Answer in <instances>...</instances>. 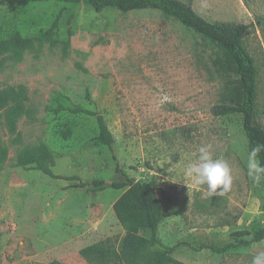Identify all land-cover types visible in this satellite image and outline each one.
Instances as JSON below:
<instances>
[{"label": "rangeland", "instance_id": "374dc122", "mask_svg": "<svg viewBox=\"0 0 264 264\" xmlns=\"http://www.w3.org/2000/svg\"><path fill=\"white\" fill-rule=\"evenodd\" d=\"M191 6L208 22L247 25L243 42L257 68L256 107L264 127V0H192ZM51 27L53 42L19 62L5 59L0 69V88L25 87L33 111L17 122L22 146L0 127L8 148L0 168V264H87L81 249L99 243L116 249L124 230L112 205L124 190L111 184L127 178L155 188L164 209L157 236L175 247V260L251 264L264 245L221 255L198 250L227 245L236 231L264 229V182L254 184L247 174L241 118L211 114L224 100L226 79L209 64L210 46L157 11L96 13L83 5L0 0V40ZM75 106L103 116L114 137L111 148L93 141L94 119L72 115ZM201 146L232 170L224 197H209L206 185L185 176ZM42 147L61 179L19 166L24 149L40 154Z\"/></svg>", "mask_w": 264, "mask_h": 264}, {"label": "trees", "instance_id": "16d2710c", "mask_svg": "<svg viewBox=\"0 0 264 264\" xmlns=\"http://www.w3.org/2000/svg\"><path fill=\"white\" fill-rule=\"evenodd\" d=\"M26 1L66 3L70 6L83 5L96 13L107 9L116 10L121 14L150 10L157 11L178 22L198 40L210 46L209 64L217 78L226 79L224 100L211 108V114L214 117L240 116L247 153L256 144H264V127L256 107L257 68L243 42L247 25L234 22H208L192 9V0L188 3L179 0ZM53 29L51 27L46 32H39L34 37H21L18 33H14L6 39H1L0 69L5 59L19 62L27 51L40 48L45 42H53ZM68 47L69 42L66 41L62 51L64 54ZM86 98H90L88 93H86ZM27 101V90L23 86L0 88V127L14 144L21 146V134L17 130V122L23 117L32 118L33 115V111L27 106ZM69 110L72 115L92 117L97 132L93 141L107 148L112 147L114 137L102 115L80 106ZM65 134L68 135L69 131ZM46 150L42 147L41 153L36 154L24 149L23 155L18 159L19 166L34 165L35 169L42 174L52 179H61L52 173L51 159L47 156ZM7 156L8 148L0 138V168ZM259 159L264 164V152L259 154ZM115 170L119 172L118 169ZM93 185L98 187L101 183L93 182ZM111 187L124 190L112 205L113 214L118 225L124 230V235L116 249L106 243L94 244L81 249L79 256L84 262L87 264H183L173 257L175 247L163 245L157 236L158 227L164 217V209L157 198L155 188L151 184L136 182L128 178L122 183H112ZM143 231H149V238L139 234ZM230 237L233 242L227 245L222 247L200 245L198 250L221 255L237 248L264 245V229L254 232L236 231Z\"/></svg>", "mask_w": 264, "mask_h": 264}, {"label": "clouds", "instance_id": "9594fccd", "mask_svg": "<svg viewBox=\"0 0 264 264\" xmlns=\"http://www.w3.org/2000/svg\"><path fill=\"white\" fill-rule=\"evenodd\" d=\"M261 152H264V144H256L247 157V174L257 185L264 181V164L259 159ZM184 173L195 185H206L209 197H224L233 183L230 166L224 160L214 158L210 146L198 149V156L186 164ZM251 264H264V249L255 250Z\"/></svg>", "mask_w": 264, "mask_h": 264}]
</instances>
